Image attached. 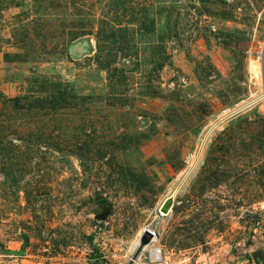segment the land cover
I'll list each match as a JSON object with an SVG mask.
<instances>
[{"label":"rangeland","instance_id":"obj_1","mask_svg":"<svg viewBox=\"0 0 264 264\" xmlns=\"http://www.w3.org/2000/svg\"><path fill=\"white\" fill-rule=\"evenodd\" d=\"M263 54L264 0H0V264H129L150 225L264 264Z\"/></svg>","mask_w":264,"mask_h":264},{"label":"built area","instance_id":"obj_2","mask_svg":"<svg viewBox=\"0 0 264 264\" xmlns=\"http://www.w3.org/2000/svg\"><path fill=\"white\" fill-rule=\"evenodd\" d=\"M228 2H231V0H227ZM169 215L165 214L160 211L161 217H167ZM147 233L151 237V241L149 243L148 249H146L145 252V260L148 261V264H166V260L163 256V250L162 248L156 244L159 243L160 239V232L158 230L157 225H150L147 227H144L143 234Z\"/></svg>","mask_w":264,"mask_h":264},{"label":"water","instance_id":"obj_3","mask_svg":"<svg viewBox=\"0 0 264 264\" xmlns=\"http://www.w3.org/2000/svg\"><path fill=\"white\" fill-rule=\"evenodd\" d=\"M173 204H174V198L171 196V197L167 198V199L164 201V203L162 204V206H161V208H160V211L163 212V213H165V214H168V213L171 211V209H172V207H173ZM150 241H151V237H150V235L147 234V233H144V234L142 235L141 239H140L141 246L144 247V246L149 245ZM137 258H138V254H136V255L132 258V260H131V262H130L129 264H133L134 261H135Z\"/></svg>","mask_w":264,"mask_h":264},{"label":"bare ground","instance_id":"obj_4","mask_svg":"<svg viewBox=\"0 0 264 264\" xmlns=\"http://www.w3.org/2000/svg\"><path fill=\"white\" fill-rule=\"evenodd\" d=\"M262 76L264 78V54H263V64H262ZM170 214V212H169ZM142 233H140L137 237V240H136V243L133 245L132 247V251H133V257L138 254V259H139V256L142 254V252H144L146 249H148L149 245L147 246H141V243H140V239L142 237ZM138 261V260H137ZM137 264V263H136Z\"/></svg>","mask_w":264,"mask_h":264}]
</instances>
